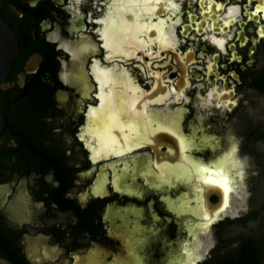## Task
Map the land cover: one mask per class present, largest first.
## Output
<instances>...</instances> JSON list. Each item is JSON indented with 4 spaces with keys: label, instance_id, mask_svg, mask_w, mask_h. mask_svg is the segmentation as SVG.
<instances>
[{
    "label": "flooded vegetation",
    "instance_id": "1",
    "mask_svg": "<svg viewBox=\"0 0 264 264\" xmlns=\"http://www.w3.org/2000/svg\"><path fill=\"white\" fill-rule=\"evenodd\" d=\"M178 1L0 0V17L17 37L0 83V264H217L259 237L261 229L230 249L222 241L210 246V223L193 248L182 215L135 174L145 167L156 176L161 166L190 158L181 145L192 141L178 131L182 115L170 105L185 100L192 81L212 75L220 82L198 104L213 113L233 112L241 91L264 95L255 85L264 74L257 58L264 54V0H188L193 27L174 31ZM111 113L113 132L102 137ZM130 128L135 133L125 135ZM213 140L201 139L194 150L211 152ZM228 154L190 159L223 170L236 162ZM137 180L151 191H139ZM220 197L209 189L205 206ZM153 202L163 204L155 206L160 221L149 211ZM179 233L185 239L172 248Z\"/></svg>",
    "mask_w": 264,
    "mask_h": 264
},
{
    "label": "rangeland",
    "instance_id": "2",
    "mask_svg": "<svg viewBox=\"0 0 264 264\" xmlns=\"http://www.w3.org/2000/svg\"><path fill=\"white\" fill-rule=\"evenodd\" d=\"M177 3L178 17L174 18V22H169V24L174 28V31L175 29L177 30L178 27L183 28L186 25L193 27V20L188 18V13H190L187 7L188 0H180ZM171 20L172 19L169 21ZM239 20L240 19L234 20L232 27H230L228 30L233 31L236 28V23ZM195 48L198 49V46ZM201 53V51H198V58L203 57ZM263 55V53L257 54V58L259 59L258 67L263 65L264 61L261 58ZM198 61H200V59H198ZM163 64L164 63L162 62L157 63L156 66L161 67V70L167 72V67H164ZM194 67L198 68L200 66ZM206 83L208 85H206ZM191 86L196 87L194 90L190 89L186 91L185 100L182 103H178L179 101L172 99L170 105V110H173V112H178V114L182 115L180 119V130L178 131L183 136H186L188 140L192 141V148L189 149L190 152L188 153L189 156L192 159L199 158L203 159L204 161H211L222 157L226 153H229L228 157H231L236 161L235 163H230V166L222 165L224 170L223 172L224 174L228 175L227 177L231 183L230 186L233 188V191L229 194L228 207L222 212L217 211L223 207V192H221V189H219L221 192L220 202L214 206V211H217V219L228 216V218L223 219L222 222H220L224 223V225L219 227L218 224H216L217 226L213 225L216 223L213 222L208 229L207 227L196 226L194 219L197 218L196 214L199 216V214L196 213L199 211V206L196 203V200L199 201V198H195V194L189 192L188 194L184 195V197H182L181 194L186 193L183 188L174 189L173 187L176 186H172L171 188V186L167 184H161V186H157L156 184L152 185V182L149 183L147 181L150 173L145 172L143 174L141 172L142 170L144 171L143 168H135H138L139 173L137 175L140 174L145 177L146 182L155 188L156 198L165 202L171 211H173L176 215H182L181 219L185 225L184 229L188 231L189 234L192 233L193 240H195L193 241V244H195L192 246L193 248L198 246V242H196V235L198 234L196 233L203 234L205 232L204 229H207L204 234L207 237L209 236L210 246H215L216 243L222 241L220 244L227 247V249H230V247L235 246L243 239L255 238L259 234L261 225L264 222V143L263 141L259 140L258 136L260 130L262 131L264 129V95L246 90L241 91L242 94L240 93L241 96L238 97L239 101L237 108L230 114L226 115L218 112L219 110H216L213 113L212 106H210V108L204 107L203 109L202 106L204 105L198 106L204 94L208 93L212 86H219L221 88L220 82L216 77L207 75L203 78L197 79L195 82L192 81ZM169 103L170 101L166 102L165 105L168 106ZM209 105H211V103H209ZM126 111V108L123 107V115L126 113ZM212 115L214 116L213 119L215 120V125L209 127L208 119ZM115 116L117 117L116 113L115 115L114 113H111L109 117L108 115H105L103 120L106 128L104 126L102 128V137H105L107 134L110 135V132H113L111 127L112 123H114L112 120L115 119ZM132 121L136 122L134 119H132ZM100 123H102V119L96 121L95 124ZM99 127L97 125L96 131L94 129L96 133L99 132ZM135 131L134 129L130 128L125 131V135L130 136L134 134ZM207 137L210 139H215L216 137V140H213L210 142V144H207V146L211 148V152H208L207 150L200 151V148L194 150L196 147L195 145H199L200 140L203 138L207 139ZM232 146L235 148V151L233 152V150H231L229 152L230 149H233L231 148ZM181 163L182 160H177L175 164L179 165ZM216 163H219V161ZM187 165H189L188 170L190 173V180L188 181L190 186H195L199 191L203 190V196L206 195L209 189L219 188L215 185L205 184L204 181L197 180L199 172L202 169L198 163H194L192 161ZM111 169L115 170L114 168ZM103 173L107 175L105 169ZM136 182L139 183L140 187L144 186L141 181L137 180ZM164 185H167V187L165 188ZM148 189L150 190L149 186H146L145 188L141 187L139 191ZM191 194H193V196H191ZM148 196L151 197V195ZM155 206L162 208L163 204L153 202L150 203L149 206L151 215L153 217L157 215L158 221H160L161 217L156 211ZM194 212L196 214H194ZM212 214L213 212H210L209 217H211ZM183 239H185L184 234H177L176 237H174V240L171 242L173 244L172 248H177L176 246L182 242ZM262 264H264V259L262 260Z\"/></svg>",
    "mask_w": 264,
    "mask_h": 264
},
{
    "label": "bare ground",
    "instance_id": "3",
    "mask_svg": "<svg viewBox=\"0 0 264 264\" xmlns=\"http://www.w3.org/2000/svg\"><path fill=\"white\" fill-rule=\"evenodd\" d=\"M112 79V78H111ZM113 81V80H112ZM178 112H175L174 113V116L177 114ZM168 121V120H167ZM170 121V120H169ZM168 121V122H169ZM177 121H178V118L176 116V119H173V128L175 127V129H177ZM168 125V124H167ZM171 126V124H169ZM129 142H133V141H129ZM182 145H181V148L182 150H189L190 147H191V142L189 141V144H185V140L182 141ZM133 144V143H132ZM131 144V145H132ZM140 144V141L139 143ZM129 145V144H128ZM141 145V144H140ZM134 145H132L133 147ZM132 147H126V149L130 150L132 149ZM122 151H126L125 148L122 150ZM184 152V151H183ZM191 158V157H190ZM188 156H186L185 154L183 155V159H182V163L179 164V165H176V164H170V165H163L160 167V171L161 173L160 174H157L156 176H154L152 174V172L149 174L148 177H150L151 179H148L147 178V181L150 183L151 181H153L151 184H156L157 186H161V184H167L169 186H181V187H185L187 188L188 190V193L191 192L193 194H195V198H199V201L196 200V203L198 204L199 206V211H197L196 213L199 214V216L194 212V214H196V219H194L195 221V224L196 226H203L205 227V225H209L210 223H208V220H205L204 217L205 215H208L209 216V213L210 212H214V207L212 208H208L207 206H205V201L206 198L205 196H203L204 192L203 190H198L195 186H190V183L188 180H190V173H189V170H188V166L187 165L188 163L192 162V160L190 159ZM221 163V162H220ZM219 163V164H220ZM222 164V163H221ZM202 168H207V167H204L202 164H199ZM217 166V164H216ZM219 166V165H218ZM147 168V167H146ZM216 167H214L215 169ZM217 167L215 170H218V171H224V170H221L222 168L220 167ZM226 168V167H224ZM138 169V168H137ZM144 171L142 170L141 172L144 174L145 171L147 169H145V167H143ZM232 171V170H231ZM140 172V173H141ZM139 172L136 173V175L138 174ZM141 173V174H142ZM224 174V172H223ZM236 174V173H235ZM208 175L207 173H203L202 171L199 172V176L197 178V180H200V181H203L202 177L203 176H206ZM226 175V174H224ZM228 176V175H226ZM231 176V175H230ZM233 177V176H232ZM233 179V178H232ZM231 179V181H232ZM155 182V183H154ZM123 183V182H122ZM231 184V183H230ZM160 188V187H159ZM218 189H221V188H218ZM220 191V190H219ZM221 192H223V189H221ZM187 193V194H188ZM214 194V193H212ZM220 195V194H219ZM208 197V196H207ZM219 197V196H218ZM222 197H223V194H222ZM201 198V199H200ZM224 198V197H223ZM192 211V210H191ZM206 211V212H205ZM190 219V218H189ZM193 223V222H192ZM193 226V225H192ZM197 231V230H196ZM192 234V233H191ZM197 234V233H196ZM190 259V258H189ZM195 260V259H194ZM189 264V263H188Z\"/></svg>",
    "mask_w": 264,
    "mask_h": 264
},
{
    "label": "trees",
    "instance_id": "4",
    "mask_svg": "<svg viewBox=\"0 0 264 264\" xmlns=\"http://www.w3.org/2000/svg\"><path fill=\"white\" fill-rule=\"evenodd\" d=\"M256 87L264 91V74L255 81ZM264 139V133L262 134ZM264 259V222L261 225L259 237L246 243L233 258L220 261L217 264H261Z\"/></svg>",
    "mask_w": 264,
    "mask_h": 264
},
{
    "label": "water",
    "instance_id": "5",
    "mask_svg": "<svg viewBox=\"0 0 264 264\" xmlns=\"http://www.w3.org/2000/svg\"><path fill=\"white\" fill-rule=\"evenodd\" d=\"M16 54H17V37L13 32L9 23H7L5 20H3L0 17V83L1 84L4 80V77L7 75L11 67L12 60ZM0 89H3V87L1 86ZM0 97L2 96L0 95ZM1 128H2V118L0 116V130ZM213 195H215L218 198L217 194L214 193Z\"/></svg>",
    "mask_w": 264,
    "mask_h": 264
},
{
    "label": "snow or ice",
    "instance_id": "6",
    "mask_svg": "<svg viewBox=\"0 0 264 264\" xmlns=\"http://www.w3.org/2000/svg\"><path fill=\"white\" fill-rule=\"evenodd\" d=\"M217 43H221V42H217ZM234 151H235V148H233V152ZM201 171L203 173L208 174L202 177L205 184L215 185L223 189V197H224L223 207L217 210L218 212H222L225 208L228 207L229 194L233 191V188L230 186L229 178L226 175H224L222 171H218L215 169L202 168ZM217 211H214L211 217H209L208 215H205L204 219L208 220L209 223L215 222ZM205 227H207V225H205Z\"/></svg>",
    "mask_w": 264,
    "mask_h": 264
}]
</instances>
